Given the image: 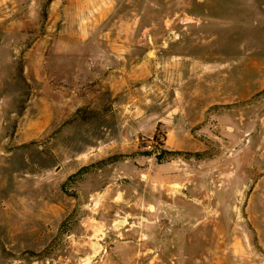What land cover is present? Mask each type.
Listing matches in <instances>:
<instances>
[{
    "label": "rangeland",
    "instance_id": "obj_1",
    "mask_svg": "<svg viewBox=\"0 0 264 264\" xmlns=\"http://www.w3.org/2000/svg\"><path fill=\"white\" fill-rule=\"evenodd\" d=\"M0 264H264V0H0Z\"/></svg>",
    "mask_w": 264,
    "mask_h": 264
},
{
    "label": "water",
    "instance_id": "obj_2",
    "mask_svg": "<svg viewBox=\"0 0 264 264\" xmlns=\"http://www.w3.org/2000/svg\"><path fill=\"white\" fill-rule=\"evenodd\" d=\"M133 138V131L132 129L128 126L125 125L123 127V131H122V139L125 143H130L132 141Z\"/></svg>",
    "mask_w": 264,
    "mask_h": 264
},
{
    "label": "crops",
    "instance_id": "obj_3",
    "mask_svg": "<svg viewBox=\"0 0 264 264\" xmlns=\"http://www.w3.org/2000/svg\"><path fill=\"white\" fill-rule=\"evenodd\" d=\"M88 38V37H87ZM89 39V38H88Z\"/></svg>",
    "mask_w": 264,
    "mask_h": 264
}]
</instances>
